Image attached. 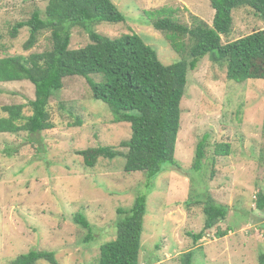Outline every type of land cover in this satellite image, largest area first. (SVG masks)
Returning a JSON list of instances; mask_svg holds the SVG:
<instances>
[{
    "label": "rangeland",
    "instance_id": "374dc122",
    "mask_svg": "<svg viewBox=\"0 0 264 264\" xmlns=\"http://www.w3.org/2000/svg\"><path fill=\"white\" fill-rule=\"evenodd\" d=\"M112 2L127 22L102 23L95 31L112 39L136 33L166 66L190 58L174 52L166 35L154 28L155 12L175 10V19L189 27L198 20L212 26L215 17L210 0ZM47 5L48 0H0V58H28L52 50L49 31L30 50L24 47L29 28L12 37L17 23L37 9L44 13ZM233 17L231 34L222 37L224 45L264 30V22L250 8L234 11ZM90 43L84 29L72 30L71 50ZM188 78L176 165L166 166L148 197L140 264H182V256L195 249L190 233L205 227V193L228 206L229 214L206 232L193 264H260L264 209L257 201L264 193V80L230 81L226 67L209 56ZM0 89V117H6L2 107L7 105H24L30 114L29 103L35 99L31 82L1 83ZM50 113L52 130L0 134V264H11L31 250L55 252L58 264H98L101 246L116 239L119 210L130 209L146 192V176L125 173L124 158H100L87 167L77 154L99 146L127 152L120 144L132 135L130 124L114 123L108 106L94 99L83 78L64 80V88L50 101ZM205 136L203 169L195 172L196 149ZM219 143L231 145L230 156H215ZM77 216L85 217L90 228L76 223ZM219 231L228 234L219 238Z\"/></svg>",
    "mask_w": 264,
    "mask_h": 264
},
{
    "label": "trees",
    "instance_id": "16d2710c",
    "mask_svg": "<svg viewBox=\"0 0 264 264\" xmlns=\"http://www.w3.org/2000/svg\"><path fill=\"white\" fill-rule=\"evenodd\" d=\"M210 3L215 10L212 26L198 20L189 27L177 21L176 11L169 8L155 12L158 19L153 22L154 28L166 35L174 52L190 58L170 66L164 65L158 51L136 33L112 39L95 31V26L102 23L127 22V16L112 0H48L45 12L37 9L30 19L17 23L12 37L16 38L21 29L29 28L31 35L24 47L30 50L38 42L39 35L49 31L52 50L34 53L28 58H0V84L29 81L35 87L29 115L24 105L2 107L6 117H0V134L26 132L36 135L52 130L50 101L64 88V80L74 77L83 78L94 99L108 106L114 123L130 124L131 138L120 144L127 152L111 146L77 152L83 156L87 167H93L100 158L122 157L125 173H142L147 180L146 192L136 198L134 205L128 210H119L116 239L101 246L98 264H140L148 197L166 166L176 165L181 104L189 73L196 71L200 62L209 56L214 64L226 67L230 81L264 80V30L226 45L222 42V37L232 32L233 13L238 9L250 8L264 22V0H210ZM76 27L88 33L91 43L71 50L72 30ZM208 139L205 136L197 146L195 172L203 169ZM214 154L216 157L230 156L231 145L217 144ZM204 198L205 227L198 234L190 233L195 249L182 256V264H193L200 248L198 244L206 232L225 221L229 214V207L217 203L209 193H205ZM257 202L258 208L264 209V193L259 194ZM75 222L90 228L83 216H77ZM217 234L223 238L228 231ZM39 261L58 264L55 252L39 250L19 255L11 264H37ZM259 262L264 264V253Z\"/></svg>",
    "mask_w": 264,
    "mask_h": 264
}]
</instances>
